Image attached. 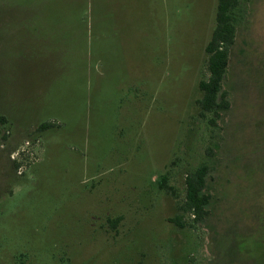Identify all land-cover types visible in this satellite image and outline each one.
I'll return each instance as SVG.
<instances>
[{
    "label": "rangeland",
    "instance_id": "obj_1",
    "mask_svg": "<svg viewBox=\"0 0 264 264\" xmlns=\"http://www.w3.org/2000/svg\"><path fill=\"white\" fill-rule=\"evenodd\" d=\"M218 2L0 0V264H264V0L233 13L214 125Z\"/></svg>",
    "mask_w": 264,
    "mask_h": 264
},
{
    "label": "trees",
    "instance_id": "obj_2",
    "mask_svg": "<svg viewBox=\"0 0 264 264\" xmlns=\"http://www.w3.org/2000/svg\"><path fill=\"white\" fill-rule=\"evenodd\" d=\"M240 0H219L216 26L212 32L211 39L206 46L208 79L200 80V88L203 95L197 100L200 107L199 115L202 118L208 114H213L209 121L215 125L216 118L221 117V111L229 107V101L225 99V92L222 91L225 75L227 73L231 49L236 40L235 21L233 13L237 9ZM50 126L45 122L40 125V130ZM209 168L203 164L197 169L186 174V194L180 205L181 213L170 218V221L178 227L183 228V214L190 212L196 221L202 219L210 202V195L205 191L206 177ZM161 188L168 192H173V187L169 185L168 174L161 177ZM118 221L120 218H117Z\"/></svg>",
    "mask_w": 264,
    "mask_h": 264
}]
</instances>
